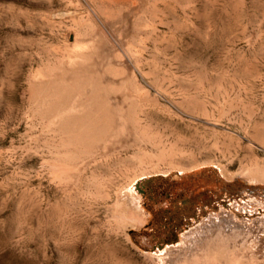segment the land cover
Masks as SVG:
<instances>
[{"label":"rangeland","instance_id":"rangeland-1","mask_svg":"<svg viewBox=\"0 0 264 264\" xmlns=\"http://www.w3.org/2000/svg\"><path fill=\"white\" fill-rule=\"evenodd\" d=\"M0 264H264V0H0Z\"/></svg>","mask_w":264,"mask_h":264}]
</instances>
